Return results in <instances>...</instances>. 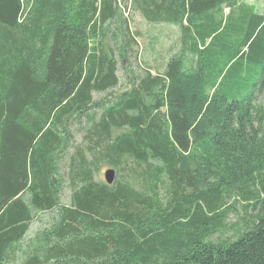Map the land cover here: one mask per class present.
Here are the masks:
<instances>
[{
    "label": "trees",
    "instance_id": "1",
    "mask_svg": "<svg viewBox=\"0 0 264 264\" xmlns=\"http://www.w3.org/2000/svg\"><path fill=\"white\" fill-rule=\"evenodd\" d=\"M134 7L180 45L144 43L141 77L94 102L119 87L114 55L135 54ZM238 208L235 237L214 241ZM0 264H264V15L242 0H0Z\"/></svg>",
    "mask_w": 264,
    "mask_h": 264
},
{
    "label": "rangeland",
    "instance_id": "2",
    "mask_svg": "<svg viewBox=\"0 0 264 264\" xmlns=\"http://www.w3.org/2000/svg\"><path fill=\"white\" fill-rule=\"evenodd\" d=\"M242 1L246 3L248 6L252 7L253 10L257 14L264 15V0H242ZM131 12L135 14L134 16L135 18L133 20L134 28L130 26L128 35H129V38L133 37L137 43V48H134L135 54L131 53L127 59H122L118 57V55H114L113 59L118 62L117 76H118V81H119V87L117 89H113L110 92H107L101 95L94 94L93 95L94 102H103L106 106L109 105V103H107L108 101L112 100L115 96H118L121 93L128 91L134 85L136 78L141 77L142 73L144 72L143 68H145V65L143 64L142 59L140 58L139 50L141 51L142 58L144 59L145 63L149 66L148 57L144 56L143 54L144 48L141 47L144 43L152 45V47L158 44L157 48L158 47L164 48V44L159 43L160 41L159 36L161 35L160 34L161 31L157 29L156 27L151 28L147 24H144L145 20L139 14H137L135 7L133 8V10H131ZM224 13L227 15L226 10L224 11ZM121 15L122 17H126L125 12L123 11H121ZM141 31L144 35L143 37H140ZM120 41H121V37L119 34H118L117 40L113 43L105 38V40L103 41V44H104L103 46L105 48L106 53L109 47H111V45H114V46L118 45V47L121 48ZM155 41L157 42L156 44L154 43ZM97 43H99V40ZM262 94L263 92L260 95ZM72 132L74 134V138L72 142L73 147L77 145H82L85 147L86 145L84 144L82 140V137H83L82 134L78 132V130L74 127L72 129ZM119 133L120 132H118V134ZM87 156L90 157L91 154H88ZM96 166H97L96 179L99 181L105 182L104 181L105 171L109 169H113V168L106 166L104 162L102 161L98 162L97 160H96ZM113 170L116 171L115 169ZM62 171L64 173V179H65V185L63 187V191L65 192V195H64L63 202H67L68 201L67 199L69 196V190L67 188V174H66L67 168H64ZM117 176L119 177L120 175L116 174L115 177ZM252 209L253 208L249 209V211ZM244 213L245 211L241 208H238L237 210H231L224 221L222 231L215 233L213 235V240L216 241V238L219 235H224V237H228V238H234L235 236H234L233 230L231 229V226L235 225L236 223L241 222V218L244 216ZM251 213L253 212L251 211ZM50 216H51L50 214H41L31 224L30 230L28 231L26 238L23 241H21V243L19 244L20 249L17 248L19 255H20V251H23L25 253L28 252L22 248L27 247V249L29 250L28 242L31 239L35 238L36 236H41L40 233L46 231L45 229H47L46 227L48 225L47 221L50 218Z\"/></svg>",
    "mask_w": 264,
    "mask_h": 264
},
{
    "label": "crops",
    "instance_id": "3",
    "mask_svg": "<svg viewBox=\"0 0 264 264\" xmlns=\"http://www.w3.org/2000/svg\"><path fill=\"white\" fill-rule=\"evenodd\" d=\"M163 26V24H162ZM159 28V27H158ZM161 30V28H159ZM164 30H167V33L161 34L160 35V41L159 43H163L164 44V48L158 47V49L156 50L157 54H159L161 57H166L167 51L171 48L172 46V41L166 37L167 34L173 32V42H176V45L174 47V51L177 49V46H179V42L178 39L180 37V33L179 30L177 28V26L175 25H169V26H164L163 27ZM181 48V46H180ZM151 51H154V49H152ZM145 52V50H144ZM145 56V54H144Z\"/></svg>",
    "mask_w": 264,
    "mask_h": 264
},
{
    "label": "water",
    "instance_id": "4",
    "mask_svg": "<svg viewBox=\"0 0 264 264\" xmlns=\"http://www.w3.org/2000/svg\"><path fill=\"white\" fill-rule=\"evenodd\" d=\"M114 177H115V171L112 169H109L105 171L104 173V180L108 185H112L114 182Z\"/></svg>",
    "mask_w": 264,
    "mask_h": 264
}]
</instances>
